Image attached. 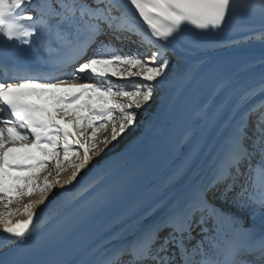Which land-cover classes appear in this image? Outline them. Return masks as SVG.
Returning a JSON list of instances; mask_svg holds the SVG:
<instances>
[{
    "label": "snow or ice",
    "instance_id": "obj_1",
    "mask_svg": "<svg viewBox=\"0 0 264 264\" xmlns=\"http://www.w3.org/2000/svg\"><path fill=\"white\" fill-rule=\"evenodd\" d=\"M257 15L264 0H0V264H264V71L93 258L46 242L69 209L124 194L128 162L94 157L233 20Z\"/></svg>",
    "mask_w": 264,
    "mask_h": 264
},
{
    "label": "bare ground",
    "instance_id": "obj_2",
    "mask_svg": "<svg viewBox=\"0 0 264 264\" xmlns=\"http://www.w3.org/2000/svg\"><path fill=\"white\" fill-rule=\"evenodd\" d=\"M218 36H227L228 38L224 39L225 41L217 40L215 46L207 52L194 54V60H203L204 63L193 73L191 78L186 79L177 75L168 86V90L155 97L152 106L139 121L140 127L134 132L126 133L114 142L116 147L107 157L101 153L100 156L94 157L92 163L102 159L110 160L113 168L118 169L123 162L143 156L154 147L158 130H161L173 118L175 104L184 97L195 79L211 63L238 52L252 50H262L263 52L254 56L253 59L246 57L230 65L213 81L208 97L191 115L190 121L184 125L175 151L172 152L157 175L135 194L124 199L120 196L117 197V203L103 218L81 228L71 240L64 244L74 256H78L80 259H91L97 250L102 249L109 243V240L114 239L112 233H123L132 227L136 223L137 217L145 211L146 204L142 203V200L147 199L149 190L154 191L167 174L182 165L185 158H195L204 140L211 135L212 124L217 115L235 103L237 94L242 87L255 86L258 83L260 74L264 71V25L226 28ZM80 82L92 81L81 80ZM260 99V96H256L251 102L255 103ZM98 136L103 138V134L98 133ZM108 147L112 148V145ZM65 175L67 173H64L61 179ZM192 175H195V172ZM113 179H110L108 183H112ZM61 191L62 189L57 187L55 192L50 194L49 199ZM36 198L33 196L22 202L27 203L30 199Z\"/></svg>",
    "mask_w": 264,
    "mask_h": 264
},
{
    "label": "rangeland",
    "instance_id": "obj_3",
    "mask_svg": "<svg viewBox=\"0 0 264 264\" xmlns=\"http://www.w3.org/2000/svg\"><path fill=\"white\" fill-rule=\"evenodd\" d=\"M246 27H249V26H246ZM227 38H228L227 36H218V40H219V39H220V40H222V39L224 40V39H227ZM220 40H219V41H220ZM224 41H225V40H224ZM137 129H138V128H137ZM100 134H102V133H100ZM45 174H46V172H45V173H41V175H45ZM63 174H64V173H61V176H62ZM29 198H30V197H25V198L23 199V202L26 201V200L29 199ZM14 207H16L15 204L13 205V208H14Z\"/></svg>",
    "mask_w": 264,
    "mask_h": 264
},
{
    "label": "water",
    "instance_id": "obj_4",
    "mask_svg": "<svg viewBox=\"0 0 264 264\" xmlns=\"http://www.w3.org/2000/svg\"><path fill=\"white\" fill-rule=\"evenodd\" d=\"M248 54H249V56H248V57H250V59H253L254 55H253V56H250V55H251V53H248ZM245 57H247V55H246Z\"/></svg>",
    "mask_w": 264,
    "mask_h": 264
}]
</instances>
